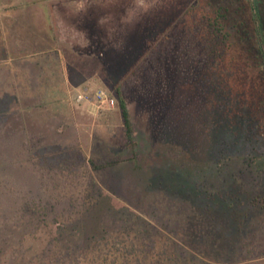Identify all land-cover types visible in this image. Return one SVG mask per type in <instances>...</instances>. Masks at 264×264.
Wrapping results in <instances>:
<instances>
[{"label": "rangeland", "instance_id": "1", "mask_svg": "<svg viewBox=\"0 0 264 264\" xmlns=\"http://www.w3.org/2000/svg\"><path fill=\"white\" fill-rule=\"evenodd\" d=\"M38 2L52 14L43 31L74 61L69 93L101 88L115 106L86 103L95 116L75 144L0 137V264H264V114L236 101L203 38L207 0H160L119 51L103 42L100 8ZM129 4L110 9L116 21Z\"/></svg>", "mask_w": 264, "mask_h": 264}, {"label": "crops", "instance_id": "2", "mask_svg": "<svg viewBox=\"0 0 264 264\" xmlns=\"http://www.w3.org/2000/svg\"><path fill=\"white\" fill-rule=\"evenodd\" d=\"M38 1L0 0V137L7 143L75 144L86 125L81 118L95 114L69 93L76 85L69 70L74 61L68 67L51 25L43 31V15L52 20V14Z\"/></svg>", "mask_w": 264, "mask_h": 264}, {"label": "trees", "instance_id": "3", "mask_svg": "<svg viewBox=\"0 0 264 264\" xmlns=\"http://www.w3.org/2000/svg\"><path fill=\"white\" fill-rule=\"evenodd\" d=\"M199 4L191 5L195 8ZM206 7V9H204ZM202 35L217 53L218 62L232 72L236 101L246 105L250 118L259 121L264 114V21L254 0H207L201 5ZM198 18V19H197ZM126 135H130V120L121 92V82L115 86Z\"/></svg>", "mask_w": 264, "mask_h": 264}, {"label": "clouds", "instance_id": "4", "mask_svg": "<svg viewBox=\"0 0 264 264\" xmlns=\"http://www.w3.org/2000/svg\"><path fill=\"white\" fill-rule=\"evenodd\" d=\"M119 0H53L59 3L71 16L88 15L93 8H100L105 12L98 16L97 26L105 33L103 42L110 45L117 51L121 50L123 41L119 34L126 33L128 28L139 23L140 18L147 15L153 9L161 7L160 0H130L129 6L125 7L118 21L111 13L110 9L115 7Z\"/></svg>", "mask_w": 264, "mask_h": 264}, {"label": "built area", "instance_id": "5", "mask_svg": "<svg viewBox=\"0 0 264 264\" xmlns=\"http://www.w3.org/2000/svg\"><path fill=\"white\" fill-rule=\"evenodd\" d=\"M74 100L77 103L87 102L96 105L97 107H114L115 99L110 94L106 93L103 89L99 88L94 93L89 92H77L74 95Z\"/></svg>", "mask_w": 264, "mask_h": 264}]
</instances>
